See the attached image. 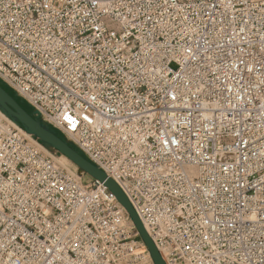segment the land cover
<instances>
[{
  "label": "built area",
  "instance_id": "2783aa9c",
  "mask_svg": "<svg viewBox=\"0 0 264 264\" xmlns=\"http://www.w3.org/2000/svg\"><path fill=\"white\" fill-rule=\"evenodd\" d=\"M0 80L165 264H264V0H0ZM5 125L0 264H153L102 182Z\"/></svg>",
  "mask_w": 264,
  "mask_h": 264
},
{
  "label": "water",
  "instance_id": "95a60500",
  "mask_svg": "<svg viewBox=\"0 0 264 264\" xmlns=\"http://www.w3.org/2000/svg\"><path fill=\"white\" fill-rule=\"evenodd\" d=\"M11 91L12 93H10V89L7 88L4 82L0 80V112L6 118L17 124L18 127L22 128L28 136L38 141L46 150L52 152L57 157L59 155L66 157L76 166L77 169L74 171L80 176H86L102 182L127 212L138 232L139 238L149 253L152 263L165 264L160 252L146 232L133 205L118 183L109 177L98 165L87 159L82 151L66 135L54 128L19 93L14 90Z\"/></svg>",
  "mask_w": 264,
  "mask_h": 264
},
{
  "label": "bare ground",
  "instance_id": "6f19581e",
  "mask_svg": "<svg viewBox=\"0 0 264 264\" xmlns=\"http://www.w3.org/2000/svg\"><path fill=\"white\" fill-rule=\"evenodd\" d=\"M0 119L3 120V121H5V122H7V123L13 124L14 127H17L13 122H11L8 118H6L1 112H0ZM5 126H7V125H5ZM7 127H9V126H7ZM67 137H68V136H67ZM31 138H32V137H31ZM68 139H69L73 144H75L74 141H73L70 137H68ZM40 148L42 149L41 146H40ZM42 151H43L44 153H46L43 149H42ZM47 154H48V153H47ZM55 163L58 164V165H60V166L63 167V168H68V167H66V165L69 164V163H72V162L69 161V160H68L66 157H64L63 155H60V157H59L58 159H55ZM72 165H74V164H72Z\"/></svg>",
  "mask_w": 264,
  "mask_h": 264
},
{
  "label": "rangeland",
  "instance_id": "374dc122",
  "mask_svg": "<svg viewBox=\"0 0 264 264\" xmlns=\"http://www.w3.org/2000/svg\"><path fill=\"white\" fill-rule=\"evenodd\" d=\"M26 109H27V107L26 106H24ZM11 121V120H10ZM12 122V121H11ZM6 123V125L7 126H13V124H10V123H7V122H5ZM14 123V122H13ZM15 124V123H14ZM16 126H17V124H15ZM14 127V126H13ZM18 127V126H17ZM20 128V127H19ZM22 129V128H21ZM23 130V129H22ZM35 140V139H34ZM36 141V140H35ZM41 147H42V149L46 152V153H48L49 155H51L52 157H53V159L55 160V159H58L59 157H60V155L57 157L55 154H53L52 152H50V151H48V150H46L38 141H36ZM73 163H69V164H67L66 165V167H68V168H65V169H67L68 171H70V172H72L74 175H76V176H78V177H80V178H82V176H80L77 172H75L74 170H76L77 168H76V166L75 165H72ZM86 177V176H85Z\"/></svg>",
  "mask_w": 264,
  "mask_h": 264
},
{
  "label": "trees",
  "instance_id": "16d2710c",
  "mask_svg": "<svg viewBox=\"0 0 264 264\" xmlns=\"http://www.w3.org/2000/svg\"><path fill=\"white\" fill-rule=\"evenodd\" d=\"M10 93H12V91L10 90Z\"/></svg>",
  "mask_w": 264,
  "mask_h": 264
}]
</instances>
